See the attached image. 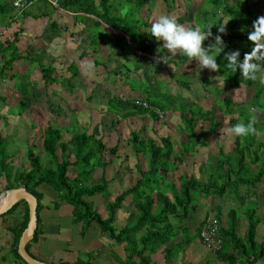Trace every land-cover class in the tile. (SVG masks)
<instances>
[{"label":"trees","instance_id":"16d2710c","mask_svg":"<svg viewBox=\"0 0 264 264\" xmlns=\"http://www.w3.org/2000/svg\"><path fill=\"white\" fill-rule=\"evenodd\" d=\"M14 1L0 0V16L9 18L8 28L19 23L18 16L51 18L53 11L57 9L54 4L56 3L58 8L76 14V19L79 21L86 22L87 19H90L89 16H93L95 22L86 29L103 31L101 37L92 34L91 37L94 41L110 37L111 33L108 32V28L122 32L124 37L122 35L116 37V41L121 47L128 44L126 36L129 37L131 44H141L138 50L144 53L155 55V47L163 49L160 52L162 55L167 52L163 45H159L157 41V46L148 41L151 37L157 39L163 28L146 23L151 28V34L141 33L140 20L135 16L136 12H141L143 7L157 0H55V2L39 0L23 11H19L14 6ZM162 1L175 3L180 0ZM263 2L262 0H205L204 7L193 16L194 23L189 25L190 35L187 40L190 44H194L203 33L202 42L198 50L185 51L181 59L189 61L193 57V52L200 51L205 60L211 59L220 73H224L222 77L229 89L238 90L247 80L257 79L259 72L264 71V47L259 43H264ZM36 4L38 9H35ZM125 4H129L126 11H119V7H125L123 6ZM207 6L212 8L209 10ZM218 6L225 9L226 16L221 17L214 12ZM255 10L257 13H254ZM50 28L52 32L59 31L56 21L51 20ZM252 29L257 30V33H252ZM223 30L230 31V33H224ZM22 32L23 29H19L13 33V38L0 40V85L8 81H13L16 84L14 88H19L18 94L20 95L19 109L25 111L29 108V101L24 97L29 96L30 90L29 86L21 83L22 78L29 72L22 71L21 74L14 70L17 66H23L25 61L30 65L37 66L35 63L39 64L41 57L36 55V61L33 58L34 53L32 52L34 51L27 55L20 53L17 44ZM210 33L215 35L209 36ZM69 70L73 72V76L79 74L75 62L68 67ZM9 71L11 73H8ZM44 80L45 84L56 82L46 74ZM32 85H34L33 82L30 86ZM32 95L37 97L36 92L30 96ZM0 100L6 103L9 108H13L6 96L3 97L0 94ZM145 101L164 113L168 110L165 104H160L155 98ZM220 103L225 108L224 115L229 116L230 128L236 133L233 150L229 152V155L224 157L223 146L218 148L220 150L219 172L221 173L212 171L217 172L216 178L212 174L208 181L187 176H181L177 181H172L171 177L176 176V172L184 162V157L174 156V144L170 136L160 138L158 141L153 138L144 139L134 133L132 142L136 152L143 154V157L148 161V167L147 170L141 171V178L134 186L125 190L115 198L114 202L107 205L109 214L107 218H104L95 209L94 203L89 200L99 194L109 198L107 180L101 177L91 186H88V183L92 182L94 170L106 166L108 156L116 155L118 146L109 147L104 140L88 134L86 130L82 132L81 129L79 131L68 130L67 133H70L71 136L66 138L61 128L49 125L43 130V158L30 151V169L18 170L13 177L7 172L11 165V157L6 153L7 145L0 133V175L5 176L6 174L8 180L5 190L26 187L30 193L37 197L39 202L38 228L33 240L28 244L27 250L29 251L31 243L39 238V216L43 209L41 203L43 197L38 188L47 184L58 194L59 203H56L55 207H58L62 202L73 207V222L86 225L96 223L101 231L108 234L117 244L125 243L127 245V249L130 250L129 259L137 257L140 259V264H157L152 261V254L165 246L177 232V227L173 224L172 219L186 222L192 213L198 211L199 205L196 202L195 191L199 190L204 195L211 193L222 198L227 192L237 193L243 187L250 190L264 178V142L256 148L253 144H246L252 131H259L264 136V121L251 122L249 115L253 111L264 113V86L249 102H236L232 97L225 96L220 99ZM133 108L142 115L150 113L151 118H159L155 112L139 107L135 102ZM181 121L185 133L191 138L189 145L191 149L208 147V138L215 136L221 125L220 120L211 110L203 108L198 111L189 109L182 112ZM240 124L241 126H239ZM242 137H247L248 140L241 142ZM72 167L77 172L75 176L70 174ZM256 167L259 171L252 177H246L249 170ZM12 178H14L13 183L10 182ZM219 182H221L220 185ZM246 196V193L241 195L242 204L246 201ZM128 197H132L136 212L131 213L125 227L118 230L114 226L116 214ZM18 210L21 211L22 216L20 223L11 228L14 235L12 253L21 262L27 264L18 253V244L29 223L28 203L21 200L0 218ZM228 216L231 223L227 228L221 227L223 243L221 250L216 254V259L224 264H258L264 258V238L261 242L257 240L261 219L258 217L256 209H247L245 212L247 227L243 236L239 235L240 219L237 211L231 210ZM219 217L220 215H217L220 220ZM200 230L201 227L198 230L199 235ZM189 242L190 239L187 237L185 247ZM172 253L166 251V264L170 259L169 255H173Z\"/></svg>","mask_w":264,"mask_h":264},{"label":"crops","instance_id":"0c3cea01","mask_svg":"<svg viewBox=\"0 0 264 264\" xmlns=\"http://www.w3.org/2000/svg\"><path fill=\"white\" fill-rule=\"evenodd\" d=\"M55 7L57 9L53 11L52 16L58 11L73 15L76 24H80L83 27L79 34H76L77 38H74V41L80 40L79 43L84 45V49L78 51L72 38L67 37L72 40L67 42L64 39L63 30L61 29L55 32L53 36L48 35L44 37L45 42L48 41L47 43L50 44L53 41L56 42L54 48H58L60 54L66 47L69 48L70 51L73 50L75 54H78V59L80 61L84 58H91L95 65L101 66L102 69H98L97 72L94 71L93 74L87 72L84 76L86 69H83L81 65L74 60L68 67L75 62L78 66L79 74L73 76V72H71V70L68 71V67H66L67 71H63L62 68L53 67L51 64L45 65L46 62L43 60L46 54V48H42V46L39 45L36 49H32V51H34V57L36 55L41 57L37 66L40 69L43 68L44 76L45 74L49 77L52 76L56 81L54 82L55 87L53 88V92H56V94H59L61 97L64 95L72 99L70 101L71 108L67 120L68 124L72 125V127L78 126L79 129L86 130L88 134L104 140L109 147L118 146L119 148L115 156L107 157L106 166L94 170L92 182L88 183V186H91L92 183L94 184L99 181L101 177H104L109 185V198L100 194L89 198V200L94 203L95 209L98 210V207L103 208L105 215H103L104 213L101 215L107 218L109 216L107 205L114 202L115 198L125 190L134 186L141 178V171L147 170L148 161L143 157V154L136 152L132 142L134 133L140 135L141 138H153L158 141L160 138L170 136L174 144V156L184 157V162L179 167L178 172H176V176L174 178L171 177L172 181H177L181 176L204 179V181L208 176L207 180H209L212 175L210 172L216 171V168H219L220 159L218 158L220 150L218 148L210 149L206 147L210 149L209 154L206 152V148H189L191 138L185 133L181 121V113L189 109H194L192 104L195 101L182 99L180 101V108L178 104L174 106L170 105L168 101L174 97L180 99V86L188 88L190 86L189 79L200 71H205V75L201 78H203L202 83L207 86L204 87L207 92H211L212 94H218V92H220L218 89L215 90V87L211 90L208 88L209 85L215 86V76L218 70V67L214 65L211 59L208 61L205 60L201 56L200 51L196 53L193 52V57L189 61L181 59L185 51L198 50L204 34L201 33L202 36H199L196 43L190 44L187 42L190 35V33H188L187 39H181L182 43L179 41V43L183 45L182 48L175 50V42L170 41L172 46L168 47L165 41L160 38L164 30L162 29L157 39L151 37L148 41L152 45H156L157 41L159 45H163L165 48L164 50L167 52L165 55H162L160 52L163 49L155 47V55H150L138 50L141 44H131L129 42V37L126 36L125 38L128 44L123 45L122 43L123 47L119 46L116 37L120 35L124 37V35L120 31L116 33L115 30H109L107 27L111 36L97 39L95 42L91 37L92 34L86 29L95 22L93 16H89L90 19L83 22L76 19V14L58 8L57 5H55ZM125 9H127V7H119V11L125 12ZM142 10L140 16L142 15ZM119 11L118 13L120 14ZM187 16L188 15L185 17ZM142 18L140 20L141 33L151 34V28L146 25V23H151H148L146 20L144 21V18ZM57 24L59 25V23ZM224 30V33H230V31ZM208 35L211 36L215 34L210 33ZM41 43L45 44L44 41ZM159 57L164 58L165 62L159 61L157 59ZM50 70H52V73ZM180 73L185 75V80H182ZM88 76H91L96 83H92L91 85ZM98 76H101V79H98ZM218 78V82H224L223 77L222 80L220 77ZM78 80L81 81L82 86L79 85ZM8 82L0 85V94L4 97H7L9 93L14 90L13 87L16 86L13 81H10L13 85ZM79 91L84 94V103H86L81 108L72 105L73 97L77 98L80 96ZM93 92L95 94H93ZM171 93L173 96H170ZM212 94L202 96L204 98L208 96L214 98ZM152 98L157 99L160 104H165L168 107L165 117H170V120H167L166 123L165 120H163L165 117L163 119H153L148 115L138 113L133 108V104L136 100L145 101ZM58 103L59 106H61L60 101ZM100 103H102V105ZM185 106H188V108L185 109ZM20 113L21 112L14 113L6 103L0 100V133L3 139H5L7 147L8 145L10 146V144H16L15 151L18 150L20 145L18 139L20 134L16 133V135H13L15 133H6V127L9 125V122L14 123L11 121L12 115H19ZM58 113L59 111L55 113L54 116L55 119L59 118L60 122L61 117ZM172 120L175 122L178 131L173 129L175 126L173 127ZM156 124L158 127L155 126ZM164 127L167 128L166 131L168 132L161 135ZM219 134L221 133L219 132ZM219 134H216L217 137H219ZM28 138H30L29 135ZM29 145L30 141L27 146ZM224 150L225 152H232L233 149ZM19 153L22 154L21 151H18L17 154L11 153V156H9L11 157L10 163L12 165L14 164L12 162V157L14 155H19ZM12 171L15 173L18 170L14 169L12 166ZM70 172L72 176L77 174L73 167L70 168ZM263 182L264 178L254 187V190H259V185ZM7 184L8 180L6 176L0 175V195L6 192L5 189ZM38 190L43 197L41 201L43 209L39 216L40 234L38 240L31 243L29 249V253L36 259L49 264H140V259L137 257L129 259L130 250L127 249L125 243L117 244L108 234H104L96 223L86 225L84 223L73 222L74 215L71 205L62 202L58 207H55V204L59 203L58 194L51 186L43 184ZM240 190L242 192L243 188ZM255 191L245 192L246 194H251V199L248 200V202L246 199L244 204H242L240 200V191L238 193V200L232 197L234 193L231 192H227L220 198L211 193L204 195L200 191H195L196 202L199 205L198 211L192 213L189 220L186 222L172 219L173 224L177 227V232L165 246L152 254V261L157 264H166V251H171L173 255H169L170 259L168 264H224L218 261L216 259V254L211 253L204 245L200 239L198 230L206 217H217V215H220L221 227L227 228L231 223L228 216L229 212L235 209L240 219L239 235L243 236L247 227L245 212L248 203L257 202L255 199ZM245 193H243V195H245ZM234 203L239 206H236ZM133 212H136L134 202L132 197H128L117 211L114 223V226H117H115V228L118 230L124 228L130 214ZM21 214V211L18 210L0 218V264H24L12 253L14 235L11 232V228L20 223ZM187 237L190 239V242L185 247ZM182 245L183 248L181 249Z\"/></svg>","mask_w":264,"mask_h":264},{"label":"rangeland","instance_id":"374dc122","mask_svg":"<svg viewBox=\"0 0 264 264\" xmlns=\"http://www.w3.org/2000/svg\"><path fill=\"white\" fill-rule=\"evenodd\" d=\"M51 1L55 2V0H51ZM116 1H120V0H116ZM252 1H256V0H252ZM263 1L264 0H262V2ZM204 3H205V0H180L175 3H172V2L164 3L162 0H157L149 4L147 7L143 8L141 16L144 19L140 16L141 14L140 12H136L135 16L139 20H141L142 18L144 21L146 20L148 23L163 27L164 30L160 38L165 41L168 47L172 46L170 41L175 42L174 44V47H176L175 50H179L183 46L181 44L182 43L181 39H187L188 37L187 35L188 33H190L189 25L194 23L193 16L196 13H198L200 9L204 7ZM54 4L56 5V3ZM113 4L116 5L115 3ZM127 5L129 4H125L123 6L127 7ZM35 6H37V4ZM208 8L210 10L212 7H208ZM35 9H38V6L35 7ZM262 10H263V15H264V2L262 3ZM214 12L222 17L226 15V11L222 6H218L217 8H215ZM254 13H257V11L255 10ZM186 15L188 16L185 17ZM51 20L59 23V30L60 29L63 30V35L65 37L64 39L67 42L72 41L69 38H72L74 41L75 40L74 38H77L76 34H79L80 30L83 29V27L80 24H76L75 17L73 15L66 14L61 11L60 12L58 11L55 14H53L51 18H48V17L23 18V17L18 16L19 23L12 25V27L10 28L7 27L9 18L0 16V39L4 41L8 38L9 39L13 38L14 32L19 31V29H23V32L19 36L20 40L17 44L18 48L20 49V53L22 55L28 54L29 51L32 52V49L33 48L36 49V47L39 45V46H42V48L43 47L46 48V51H45L46 54L43 60L44 62H46L45 65L51 64L53 67L56 66L59 69L62 68L63 71H67L66 67H68L72 61L76 60L77 63L81 65L83 69H86L85 70L86 72H84L85 74L83 73L84 76L87 74V72L89 74H93L94 71L97 72L98 69L99 70L102 69L101 66L95 65L93 59L91 58L89 59L84 58L83 60L80 61L78 59V54H75L73 50L70 51L69 48L66 47V49L63 50L60 54V50L58 48L56 49L54 48L56 42L53 41L51 44L47 43L48 41L45 42L44 37H47L48 35L53 36V34L55 33V32H52L50 28ZM89 32L91 34H94V36L96 37H101L103 31L99 29H94V30H89ZM253 32L256 34L257 30L252 29V33ZM79 36H82V35H79ZM42 41H44L45 44H42L41 43ZM179 41H181V43H179ZM79 42L80 40L74 41L75 46L77 47L78 51L79 50L82 51L84 49V45L80 44ZM259 43L263 44V47H264L263 42H259ZM33 58L34 60L37 61L34 55H33ZM25 62L26 63H24L23 66H17L14 72L16 73H21L22 71H24L25 73L30 72V74L22 78L23 81L21 83L26 86H29L28 89L30 90V94L29 96L24 97L25 100L29 101V108H27V110L25 111L24 110L20 111L19 109L20 104H18L20 100V95L18 94V89H19L18 87L17 88L13 87L14 90H12L7 96V98H9V104L11 105V107H13L11 109L14 111V113H18L19 111L22 112L19 115H16V114L12 115L13 117L11 118V121H13L14 123L9 122V125H7L6 127L7 128L6 133L7 132L9 134L15 133L13 135H16V133L20 134V137L18 138L19 144H20L18 150L15 151L16 144H10V146L8 145L7 150H6V153L8 156H11V153L17 154L18 151L22 152V154L19 153V155H16V156L14 155L12 157L13 159L12 162L14 164L13 165L11 164L8 167L7 172H9V174H11L13 177L15 173H13L12 171V166L14 169H17L19 171L30 169V159H29L30 151L35 153L37 156H40L41 158H43L44 156V150L42 147L43 130L47 128V126L51 125L57 128H61L66 138L71 136L70 133H67V131L70 130L71 128L72 129L70 131H73L75 129L79 131V127H76V126L72 127V125L68 124V121H67L69 114H70V108H71L70 101L72 99L64 95H62L61 97L59 94H56V92H53V88L55 87V84H45L43 68L40 69L38 68V66L30 65L29 62L27 61ZM35 65H37V63H35ZM96 66H99V67H96ZM218 70H217V75L215 76V86L209 85L208 87L210 90L213 89L214 87H215V90L218 89L220 91L218 92V94H215V93L212 94L211 92H207V90L204 88L207 86H205L202 83L203 78H201L205 75V71H200L198 74H196L195 76L189 79L190 86L188 88H186L185 86H180V90H181L180 99H176L174 97L173 99H169L168 101H169V104L172 106L178 104L180 108V103H181L180 101L182 99H185L188 101L194 100L195 102L192 105L194 106L193 108L196 109L197 111L200 110V108L211 110L221 122V125L219 127V132L221 134H219L218 132L219 137H217V135L215 137L214 136L209 137L208 138L209 146L207 148L215 149V148H220L223 146V150L224 149L229 150L233 148V145H234L233 142L236 138V133L234 132L232 128H230L229 116L224 115L223 111L225 108L220 103L219 99L225 96H230L236 102L251 101L253 96L264 86V71L259 72L257 79L247 80L241 86L240 89L233 90L231 88L229 89L228 87H226L223 81L218 82L219 80L218 77H220V79L222 80V76H224V73H220V71L218 73ZM206 71H209V70H206ZM50 72L52 73V70H50ZM8 73H11V72L9 71ZM180 74H181L182 80H185V75L183 73H180ZM88 77L90 79L91 85L92 83H96V81L91 76H88ZM98 79H101V76H98ZM32 82L34 83V85H32L34 89L32 88V86H30ZM8 83H11V82L9 81ZM78 83L80 86H82L80 80H78ZM11 85H13V83H11ZM14 85L16 84L14 83ZM33 92H36L37 97H34L33 95H32L33 97L30 96L31 94H33ZM79 93H80L79 97L77 98L73 97L72 105L81 108L86 103H84V100H85L84 94L81 91H79ZM93 94L95 93L93 92ZM211 94L214 96V98H212L211 96L204 98L202 96V95H211ZM170 96H173V94L171 93ZM59 101H60L61 106H59V103H58ZM100 104L102 105V103ZM187 108L188 106L185 109ZM58 111H59L58 115L61 117L60 122H59V118H57L58 119L57 120L55 119V116H54V114L57 113ZM249 115H250L251 122L264 121V113L253 111ZM166 117L163 119L165 120V123L167 120H170V117H167V118ZM172 123L174 127L175 122H173V120H172ZM155 126L158 127L157 124ZM239 126H241V124ZM173 129H175V131H178L177 126H175ZM81 130L82 132H84L83 129ZM166 130L167 128L164 127L162 129L161 135H164L165 133H167L168 131ZM28 135L30 138H28ZM249 136H250L249 140L247 137H242L241 142H245L246 140H248L246 141V144L247 145L253 144L254 148L260 145V143L262 144L264 142V136L259 131H252L249 134ZM29 141H30V145L27 146ZM207 148H206V152L210 154L209 152L210 149H207ZM197 149H201V148L198 147ZM224 153H225L224 157L225 155H229V152H225V150H224ZM218 159H220V156ZM216 171L219 172L220 168H216ZM258 171L259 169L257 167L255 169L253 168L249 170V172L246 174V177H252ZM217 172L211 171L210 173L213 174L214 177L216 178ZM5 176L7 175L5 174ZM207 178L205 179V181H208ZM200 180L204 181V179H200ZM10 182L13 183L14 178H12ZM220 184L221 182H219V185ZM247 191L254 192L255 190L253 187H251L250 190H248V188L243 187V190L242 192L240 190V193L241 195H243V193ZM238 193L239 191L237 193L234 192L232 197L238 200V197H239ZM248 194L249 193L246 194L247 202L248 200L251 199V194L250 195ZM255 196L254 197L257 202L248 203L247 209H252V208L256 209L257 215L261 219V225L259 228L260 231L257 237L258 238L257 240L261 242L264 238V182L259 185V190L257 189L255 191ZM235 205L237 206L238 204H235ZM98 208H99L98 209L99 213L103 214L104 209L101 207H98ZM103 215H105V213ZM258 264H264V258Z\"/></svg>","mask_w":264,"mask_h":264},{"label":"water","instance_id":"95a60500","mask_svg":"<svg viewBox=\"0 0 264 264\" xmlns=\"http://www.w3.org/2000/svg\"><path fill=\"white\" fill-rule=\"evenodd\" d=\"M116 33L119 31L115 30ZM21 200H25L29 206V223L23 232L19 244L18 253L27 264H49L33 257L27 250L28 244L33 240L38 228V199L30 193L26 187L11 189L0 195V216L10 211Z\"/></svg>","mask_w":264,"mask_h":264},{"label":"built area","instance_id":"2783aa9c","mask_svg":"<svg viewBox=\"0 0 264 264\" xmlns=\"http://www.w3.org/2000/svg\"><path fill=\"white\" fill-rule=\"evenodd\" d=\"M39 0H15L14 6L19 10L23 11L26 7H29L36 3ZM156 59V58H155ZM161 62H165L164 58H157ZM135 104L144 109L155 112L159 119H163L165 114L163 111L157 108H153L148 104V102L143 100H136ZM149 117L150 113L148 114ZM200 239L204 245L211 251L213 254H217L222 248V237H221V221L215 216H208L204 220L201 230H200Z\"/></svg>","mask_w":264,"mask_h":264}]
</instances>
